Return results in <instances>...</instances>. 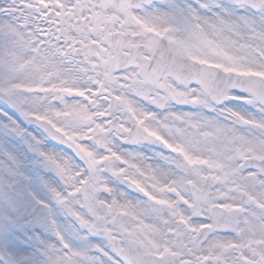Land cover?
<instances>
[{
    "label": "snow or ice",
    "instance_id": "6c2138e0",
    "mask_svg": "<svg viewBox=\"0 0 264 264\" xmlns=\"http://www.w3.org/2000/svg\"><path fill=\"white\" fill-rule=\"evenodd\" d=\"M0 264H264V0H0Z\"/></svg>",
    "mask_w": 264,
    "mask_h": 264
}]
</instances>
